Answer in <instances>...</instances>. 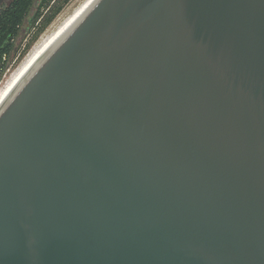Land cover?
<instances>
[{"label": "water", "instance_id": "95a60500", "mask_svg": "<svg viewBox=\"0 0 264 264\" xmlns=\"http://www.w3.org/2000/svg\"><path fill=\"white\" fill-rule=\"evenodd\" d=\"M0 264H264V0H72L0 95Z\"/></svg>", "mask_w": 264, "mask_h": 264}, {"label": "trees", "instance_id": "16d2710c", "mask_svg": "<svg viewBox=\"0 0 264 264\" xmlns=\"http://www.w3.org/2000/svg\"><path fill=\"white\" fill-rule=\"evenodd\" d=\"M34 3L35 0H14L0 13V80L18 52L17 40L21 37L23 25ZM60 10L61 5L56 6L52 14L46 17L45 23L53 19ZM39 15L40 12L37 9L33 15L34 19L27 21L29 26L24 30L25 35L29 32L30 25L36 21Z\"/></svg>", "mask_w": 264, "mask_h": 264}, {"label": "rangeland", "instance_id": "374dc122", "mask_svg": "<svg viewBox=\"0 0 264 264\" xmlns=\"http://www.w3.org/2000/svg\"><path fill=\"white\" fill-rule=\"evenodd\" d=\"M71 1L72 0H35L34 6L31 9L25 24L23 25L21 37L17 40V45L19 48L18 52L16 53L15 60L3 74V77L0 80V85L2 84V82L8 80V78L12 75L11 73H13L14 69H16V67L18 66L23 54L30 48V46L37 40V38ZM60 5L61 10L56 14L55 17H53V19H51L48 23H45L46 17L52 14L56 6ZM37 9H39L40 15L36 19V21L30 25L29 32L25 35L24 30L29 26L27 21L34 19L33 15Z\"/></svg>", "mask_w": 264, "mask_h": 264}, {"label": "flooded vegetation", "instance_id": "af4514ba", "mask_svg": "<svg viewBox=\"0 0 264 264\" xmlns=\"http://www.w3.org/2000/svg\"><path fill=\"white\" fill-rule=\"evenodd\" d=\"M14 0H0V13L7 8Z\"/></svg>", "mask_w": 264, "mask_h": 264}, {"label": "bare ground", "instance_id": "6f19581e", "mask_svg": "<svg viewBox=\"0 0 264 264\" xmlns=\"http://www.w3.org/2000/svg\"><path fill=\"white\" fill-rule=\"evenodd\" d=\"M14 71H15V69H14ZM13 73H14V72H13ZM13 73H11V74H13ZM11 76H12V75H11ZM11 76L8 78L7 81L2 82V84L0 85V95H1V93L3 92L4 88L6 87V85H7L8 81L10 80Z\"/></svg>", "mask_w": 264, "mask_h": 264}, {"label": "built area", "instance_id": "2783aa9c", "mask_svg": "<svg viewBox=\"0 0 264 264\" xmlns=\"http://www.w3.org/2000/svg\"><path fill=\"white\" fill-rule=\"evenodd\" d=\"M5 58H6V57H5ZM14 60H15V58H14ZM14 60H13V62H14ZM13 62H12V63H13ZM11 65H12V64H11ZM11 65H10V66H11Z\"/></svg>", "mask_w": 264, "mask_h": 264}]
</instances>
